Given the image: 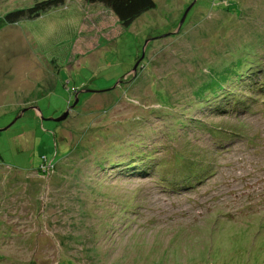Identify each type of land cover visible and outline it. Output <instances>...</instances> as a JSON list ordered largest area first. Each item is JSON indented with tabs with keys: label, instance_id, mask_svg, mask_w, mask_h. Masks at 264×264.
Returning <instances> with one entry per match:
<instances>
[{
	"label": "rangeland",
	"instance_id": "obj_1",
	"mask_svg": "<svg viewBox=\"0 0 264 264\" xmlns=\"http://www.w3.org/2000/svg\"><path fill=\"white\" fill-rule=\"evenodd\" d=\"M153 1L0 30V264H264V0Z\"/></svg>",
	"mask_w": 264,
	"mask_h": 264
},
{
	"label": "trees",
	"instance_id": "obj_2",
	"mask_svg": "<svg viewBox=\"0 0 264 264\" xmlns=\"http://www.w3.org/2000/svg\"><path fill=\"white\" fill-rule=\"evenodd\" d=\"M83 1L89 4H99L104 8L108 9L114 14L118 22L124 27L129 26L132 22H134V20L139 18L142 14L152 10L155 7V3L153 0H83ZM31 2L32 5L27 9L14 10L0 17V30L8 25H13L24 19H29V20L36 19L42 13L63 5L64 0H31ZM75 97L78 100V96L75 95L74 98ZM74 101L71 103L72 104L71 107L68 106L70 103L67 104L69 110L72 109V107H75V105H77L78 102L74 105ZM46 166L48 165L43 162L37 170L40 171L43 168L41 171L43 172V170L46 169Z\"/></svg>",
	"mask_w": 264,
	"mask_h": 264
},
{
	"label": "water",
	"instance_id": "obj_3",
	"mask_svg": "<svg viewBox=\"0 0 264 264\" xmlns=\"http://www.w3.org/2000/svg\"><path fill=\"white\" fill-rule=\"evenodd\" d=\"M189 9H190V8H188L187 11L185 12V14L183 15V18H182V20L180 21L179 27L182 25V23H183V21H184V19H185V17H186L187 12L189 11ZM77 102H78V100H77V98L75 97L74 105H75ZM74 105H73V106H74ZM26 110H28V109H23V110L20 112V114H19V115L13 120V122H12L10 125H12L17 119H19V117H20V116H21ZM36 111H38V110H36ZM67 115H68V111H66L64 114H62L60 117H58V118H56V119H49V120L58 123V122L63 121V120L67 117ZM10 125H9V126H10ZM9 126H8V127H9ZM8 127L4 128V129H1L0 131H3V130H5V129H7Z\"/></svg>",
	"mask_w": 264,
	"mask_h": 264
},
{
	"label": "bare ground",
	"instance_id": "obj_4",
	"mask_svg": "<svg viewBox=\"0 0 264 264\" xmlns=\"http://www.w3.org/2000/svg\"><path fill=\"white\" fill-rule=\"evenodd\" d=\"M245 58V57H244ZM244 61V60H243ZM246 65V64H245ZM127 152V151H126Z\"/></svg>",
	"mask_w": 264,
	"mask_h": 264
}]
</instances>
